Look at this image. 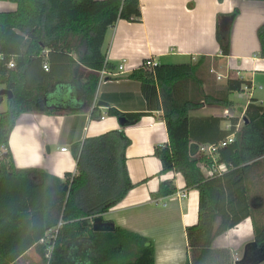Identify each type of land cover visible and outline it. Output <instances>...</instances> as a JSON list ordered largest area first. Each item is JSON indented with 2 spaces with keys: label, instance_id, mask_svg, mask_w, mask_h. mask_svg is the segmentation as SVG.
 <instances>
[{
  "label": "trees",
  "instance_id": "16d2710c",
  "mask_svg": "<svg viewBox=\"0 0 264 264\" xmlns=\"http://www.w3.org/2000/svg\"><path fill=\"white\" fill-rule=\"evenodd\" d=\"M0 1L16 5L12 11H0V53L6 61L14 62L13 68L0 64V86L12 92L7 109L0 113V149H6L0 164V264H19L18 258L29 249L40 264H154V248L146 245L149 241L145 237L113 224L111 231L93 228V219L102 218L134 186L125 158L130 140L123 131L110 130L73 145L76 173H65L63 179L42 169L16 168L8 147L20 114L77 112L48 104L40 108L49 91L52 102L59 93L54 90L56 83L71 82L74 90L75 86L79 89L81 112L92 107L99 70L104 65L109 71L113 68L105 64L102 49L106 31L119 19L138 21L139 1ZM216 39L222 54L227 55L228 36L221 39L217 31ZM257 39L259 56L264 58V27L258 29ZM207 69L209 58L200 57L194 64H157L152 70L140 65L128 78L147 89L157 87L161 96H166L185 78L200 85ZM245 84L241 79L228 78L203 94L202 101L209 106L232 107L230 96L242 91ZM153 97L149 100H157L155 94ZM70 100L59 104L68 107ZM199 105L185 102L163 107L168 143L156 146L153 155L161 163L160 173H179L186 189L198 191L197 222L185 229L189 258L183 264H233L230 251L213 249L212 242L242 220L251 219L255 241L264 245V208L252 207L248 181L249 172L264 158V104L252 99L245 108L241 129H235L234 120L214 142L194 135L193 124L219 120L191 116L189 111ZM107 110L110 115L125 116L129 122L142 114ZM231 134L234 140L214 151L217 163L226 169L220 175L207 176L199 164L209 166L211 160L201 152L190 156L191 141L216 144ZM175 192L172 180H161L150 198L158 200Z\"/></svg>",
  "mask_w": 264,
  "mask_h": 264
},
{
  "label": "crops",
  "instance_id": "0c3cea01",
  "mask_svg": "<svg viewBox=\"0 0 264 264\" xmlns=\"http://www.w3.org/2000/svg\"><path fill=\"white\" fill-rule=\"evenodd\" d=\"M138 1L140 19L117 20L106 31L102 46L106 63L113 67L110 71H117V65L125 60V72L99 81L92 107L82 112L79 110L82 107L79 89L75 86L74 90L71 82L56 83L54 90L71 95V100L66 103L68 107L61 106L58 101L52 102L49 91L40 108L48 104V107H58L62 111L78 109L77 112L20 114L10 133L8 147L16 168L42 169L63 179L65 173H76L73 145L110 130L123 131L130 140L125 158L128 176L134 186L118 204L102 214V220L145 237L154 248V264H183L189 258L185 229L197 222L198 191L186 189L179 173H160L161 163L153 152L156 146L168 143L163 107L200 102L198 107L189 111L191 116L219 118L212 123L193 124L194 135L209 142L218 140L220 131L228 130L234 120L235 129H241L248 103L253 99L264 104V58L259 56L257 39L258 29L264 27V2ZM1 3L10 4L7 5L9 10L0 11L16 8L12 2ZM217 31L219 38H229L227 55L221 52ZM150 57L158 64H194L200 57H208L209 70H204L200 85L185 78L174 85L170 95L161 96L157 87L147 89L128 78L144 59ZM228 78L246 82L242 91L230 96L233 106L206 105L202 95ZM151 91L157 100H149L153 95ZM101 102L106 106L97 105ZM108 108L119 113L142 114L129 122L125 116L108 114ZM119 117H124L127 122L121 125ZM191 143H195L196 148L202 145L195 140ZM62 147L67 150L62 151ZM259 166L261 163L254 169ZM252 171L248 174L250 200L252 207L258 210L264 208V177L257 170ZM161 180H172L176 192L185 190V197L179 198L175 192L159 201L152 200L150 195L157 190ZM252 241H255L252 221L246 218L215 237L212 248L228 249L234 264L241 259L244 246ZM35 261L33 249L18 258L19 264H33Z\"/></svg>",
  "mask_w": 264,
  "mask_h": 264
},
{
  "label": "built area",
  "instance_id": "2783aa9c",
  "mask_svg": "<svg viewBox=\"0 0 264 264\" xmlns=\"http://www.w3.org/2000/svg\"><path fill=\"white\" fill-rule=\"evenodd\" d=\"M3 63L5 64V66H7V68H13L14 67V62L13 60H8L6 61L5 59V55L0 53V64ZM125 60H121V62L117 65V71H109L106 66L104 65V67L99 70L98 74H99V81L104 80L105 78H109L112 76L117 75L118 73H123L125 72ZM105 64H106V59H105ZM158 63L155 62L152 57L144 59L141 63V65L143 67H145L146 69H151L154 68ZM43 68L46 69L47 65L43 64ZM219 78V77H218ZM149 98H154L153 95H151ZM234 140V135L231 134L229 136H227L224 140L216 143V144H207V145H200L197 148V152H201L203 153L208 159L211 160V164L209 166L205 165L204 163H200L199 166L201 168L202 171H204L207 176H213V175H220L225 169V165L224 164H218L216 161V156L214 155V151L220 147V146H224L226 143H230ZM62 151H66L67 148L66 147H62L61 148ZM6 152V149L1 148L0 149V164L2 163V161L4 160V153ZM177 196L179 198L185 197L186 193L185 190L184 191H180V192H176ZM154 201H159L158 200H154ZM53 233V232H52ZM55 233V231H54ZM53 233V235H54ZM50 237L52 236V234H49ZM41 242H43V239L41 240ZM52 246L48 247V252L49 250H51Z\"/></svg>",
  "mask_w": 264,
  "mask_h": 264
},
{
  "label": "water",
  "instance_id": "95a60500",
  "mask_svg": "<svg viewBox=\"0 0 264 264\" xmlns=\"http://www.w3.org/2000/svg\"><path fill=\"white\" fill-rule=\"evenodd\" d=\"M3 96H6V98H10L12 96V92L10 90H8V89L2 88L0 90V100H2ZM97 105L106 106V103L105 102H101V103H97ZM118 121H119V123L121 125H123L124 123L127 122V120L124 117H119ZM189 149H190V152H189L190 156H193V155H195L197 153V148H196V144L195 143H190ZM63 189L66 190L67 187L64 186ZM93 228L95 230H98V231H111L113 226H112V224H110L108 222L102 221L101 217H95L93 219ZM255 244H256V242L252 241L250 243H247L244 246V253H243L241 259L239 260L240 262H243V264H260V263H262L264 261V253L262 255L256 257V258H251L248 261L246 260V249H247V247H249L251 245H255ZM146 245H149V243H146ZM239 261H235L234 264H238Z\"/></svg>",
  "mask_w": 264,
  "mask_h": 264
},
{
  "label": "rangeland",
  "instance_id": "374dc122",
  "mask_svg": "<svg viewBox=\"0 0 264 264\" xmlns=\"http://www.w3.org/2000/svg\"><path fill=\"white\" fill-rule=\"evenodd\" d=\"M4 2H6V1H4ZM8 4H10V3H1L0 4V10H9L8 9V7H7V5ZM216 78H217V76H216ZM2 89V87L0 86V90ZM3 99L2 100H0V113L1 112H3V111H5L6 109H7V98H6V96H3L2 97ZM71 98V96H69V94H67V93H65V92H60L59 91V93H56L55 95H54V98H53V102L54 101H58V103H60L59 101H62V100H69ZM243 125V124H242ZM258 171V173H262L263 175H261V176H263L264 177V158H262V160H261V166H259V169H253V171ZM252 171V172H253ZM253 175H255V174H253ZM263 204H264V202H263ZM263 208V207H262ZM262 220V221H261ZM260 221L264 224V216L262 217V219H261ZM263 230V229H262ZM24 262V261H23ZM23 264V263H22ZM32 264V263H31ZM33 264H40V263H38L37 261H35Z\"/></svg>",
  "mask_w": 264,
  "mask_h": 264
},
{
  "label": "flooded vegetation",
  "instance_id": "af4514ba",
  "mask_svg": "<svg viewBox=\"0 0 264 264\" xmlns=\"http://www.w3.org/2000/svg\"><path fill=\"white\" fill-rule=\"evenodd\" d=\"M256 242V241H255ZM264 253V245L258 244L251 245L246 249V260L256 258Z\"/></svg>",
  "mask_w": 264,
  "mask_h": 264
}]
</instances>
